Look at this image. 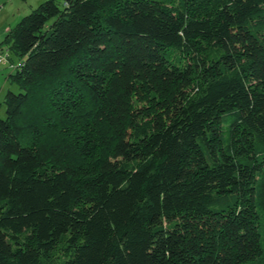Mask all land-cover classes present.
Masks as SVG:
<instances>
[{"label":"trees","instance_id":"16d2710c","mask_svg":"<svg viewBox=\"0 0 264 264\" xmlns=\"http://www.w3.org/2000/svg\"><path fill=\"white\" fill-rule=\"evenodd\" d=\"M3 44L0 264H264V0H47Z\"/></svg>","mask_w":264,"mask_h":264},{"label":"rangeland","instance_id":"374dc122","mask_svg":"<svg viewBox=\"0 0 264 264\" xmlns=\"http://www.w3.org/2000/svg\"><path fill=\"white\" fill-rule=\"evenodd\" d=\"M45 1L47 0H0V119L6 118L4 101L7 93L11 91L18 94L20 91L18 86L10 81L9 75L16 71L21 60L13 55L8 45L3 42L10 29ZM57 133V130L49 133V139L55 140ZM96 158L93 157V160Z\"/></svg>","mask_w":264,"mask_h":264}]
</instances>
